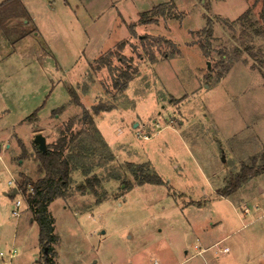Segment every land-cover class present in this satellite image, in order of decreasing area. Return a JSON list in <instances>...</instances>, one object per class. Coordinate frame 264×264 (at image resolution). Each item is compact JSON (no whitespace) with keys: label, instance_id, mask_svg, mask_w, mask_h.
<instances>
[{"label":"rangeland","instance_id":"rangeland-1","mask_svg":"<svg viewBox=\"0 0 264 264\" xmlns=\"http://www.w3.org/2000/svg\"><path fill=\"white\" fill-rule=\"evenodd\" d=\"M17 1L0 8V264H44L25 201L16 217L4 193L11 177L43 175L35 134L51 143L82 107L97 132L70 128L74 146L94 148L71 158L65 194L47 206L53 264H262L264 217L248 222L264 211V171L228 181L264 153L263 0H27L40 33L24 41ZM146 12L155 20L141 22ZM126 163L163 183L137 185ZM90 166L94 192L79 188Z\"/></svg>","mask_w":264,"mask_h":264},{"label":"trees","instance_id":"trees-1","mask_svg":"<svg viewBox=\"0 0 264 264\" xmlns=\"http://www.w3.org/2000/svg\"><path fill=\"white\" fill-rule=\"evenodd\" d=\"M6 2V1H4ZM1 3L0 5L4 4ZM160 10L161 6H157L156 8L152 10ZM161 12V11H160ZM163 12V11H162ZM161 12V13H162ZM249 12V9H247L240 17H238V20H242L243 18L247 17V14ZM154 13V12H152ZM149 13H142L140 15L141 22L143 23H149L154 21L153 14ZM260 17L263 20L264 23V0L262 9L260 11ZM252 23V22H251ZM202 32L206 35V37H211L212 35V28L210 25V20L207 19V27L202 30ZM149 37L146 36L144 38L145 40H148ZM158 41L165 42L163 39H160ZM200 49L203 51L204 54H207V52L204 50L203 46H199ZM149 58L153 59V53L149 54ZM122 60V58H121ZM153 61V60H151ZM105 62V61H104ZM103 62V63H104ZM105 64V63H104ZM128 73V71H126ZM125 73V78L128 79L131 77V74ZM71 101L76 104L80 105V102L76 96V94L73 91H70ZM106 107L103 105H93L91 112L92 114L98 113L100 110H105ZM90 113L82 107V114L80 117L74 116L69 121H66V124L64 126H61V129L58 130V136L55 138L54 141L51 143L46 144V150L44 152H41L36 150V159L39 161V168L41 172H43V175L36 179L35 181L31 180L29 177L25 175H20V180L18 181V188L22 192L23 197L25 198V203L30 210L32 214V219L37 223L38 226V241L41 247L43 248V260L44 264H53L52 257L55 255V252L52 248V244L56 243L57 237L53 233V226H52V218L49 216L47 212V206L49 202H51L56 197H62L64 196V192L66 188L69 185L70 182V160L75 159L76 157H80L82 149H90V151H93V146L89 148V145L81 144L80 139L78 140V143H75V146L73 144L72 138H68V134L71 132V127L75 123H87L89 127L94 131L97 132V128L95 127L93 120ZM35 112L31 113L30 117H34ZM82 121V122H81ZM87 121V122H85ZM72 140V141H71ZM98 143V142H97ZM69 144V150L75 151V153H72L71 156L67 157L64 156V152L67 151L65 148ZM101 145L105 146L103 143L100 142ZM106 147V146H105ZM106 149V148H105ZM73 158V159H71ZM260 162V164L257 165V162ZM128 169L133 173V175L137 178V185H142L144 183L149 184H162V180L155 175L153 172H148V169H145L143 164L139 165H133L132 163H126ZM93 168V166H90L88 169H82L85 177L83 185H80L79 188L81 190L88 189L91 192H94V189L97 185H99L101 179H98L97 177H89L87 174L89 170ZM261 171H264V153L259 157H252L250 165L243 164L240 167L239 172L235 177L230 178L229 183V190H234L237 187L240 186L243 182H245L247 179L253 177L256 173H259ZM30 185L32 188L31 192H27V186Z\"/></svg>","mask_w":264,"mask_h":264},{"label":"crops","instance_id":"crops-1","mask_svg":"<svg viewBox=\"0 0 264 264\" xmlns=\"http://www.w3.org/2000/svg\"><path fill=\"white\" fill-rule=\"evenodd\" d=\"M4 1H6V2H4ZM65 1V0H64ZM4 2V4H8L9 2H10V0H2L1 2H0V4L1 3H3ZM19 4H20V6L22 7V12H21V10H20V12L17 14V15H19V16H17V17H15L16 19H15V21H17V22H21V20H22V18H28V20H29V22H32V26L29 28L27 25L29 24V22H28V20L26 19L25 21H24V23H22V24H24V26H26V29H24L22 32H23V34H21V35H19V38L18 39H20V41H24V40H26L29 36H33V35H35V36H39V31H38V28H37V26L33 23V17H32V13H31V10L29 9V7H28V4H27V0H18L17 1ZM65 5L68 7V9L70 10V12L72 13V14H74L75 12L72 10V8H75L76 6H77V4L76 3H71V2H65ZM3 7V4L2 5H0V8H2ZM75 17V16H74ZM18 18V19H17ZM36 31L35 33H32L33 31ZM3 30H1L0 29V35H1V32H2ZM3 56H2V54H0V59L2 58ZM97 58V56H95V58H93V61L95 60ZM87 64H89V66H90V64H91V61L90 62H87ZM35 113L37 112V111H34ZM38 133H40V134H42L41 132H38ZM43 135V134H42ZM44 136V135H43ZM45 137V136H44ZM45 141H46V139H45ZM47 144V143H46ZM245 210V209H244ZM261 217H264V211H263V213L262 214H260V215H258L257 217H255V218H253V219H251L248 223H251L252 221H255V220H257V219H260ZM245 225H247V223L246 224H242V227H244ZM228 237V234H225V235H223L220 239H217V240H215L214 242H212V243H205V245L203 246V248H198V250H196V249H194V250H196L193 254H191L190 256H188L187 258H185L184 260H188V259H190V258H193V257H195V256H197V255H201V253H203V252H207L209 249H211V248H213V247H215L217 244H219V242H221L223 239H225V238H227ZM250 245H256V246H259L260 245V243H249ZM262 245H264V243H262ZM224 248H226L227 249V247H223V249ZM223 249H220V251H222V252H226V253H228V249L226 250V251H223ZM185 253H187L186 251H185ZM251 254H253L252 252H251ZM255 254V253H254ZM249 257H250V255H249ZM262 264H264V253H262V255H261V259L259 260Z\"/></svg>","mask_w":264,"mask_h":264},{"label":"built area","instance_id":"built-area-1","mask_svg":"<svg viewBox=\"0 0 264 264\" xmlns=\"http://www.w3.org/2000/svg\"><path fill=\"white\" fill-rule=\"evenodd\" d=\"M7 184L11 187H15L17 189V194L14 196L16 197L14 200V208L12 210V213L17 217L20 215V212L18 210V208L22 205V200L25 201L22 192L19 190L18 188V181L14 178H10V180H8ZM27 192H31L32 188L30 185L27 186ZM18 196V197H17ZM227 249L224 248L223 251H226ZM15 251H11L9 257H12L14 255Z\"/></svg>","mask_w":264,"mask_h":264},{"label":"water","instance_id":"water-1","mask_svg":"<svg viewBox=\"0 0 264 264\" xmlns=\"http://www.w3.org/2000/svg\"><path fill=\"white\" fill-rule=\"evenodd\" d=\"M34 143L36 144L38 150L41 152H44L46 150V141L45 137L40 134L36 133L34 136ZM17 194V189L14 187L12 188L9 192L4 193L5 196L7 197H14Z\"/></svg>","mask_w":264,"mask_h":264}]
</instances>
